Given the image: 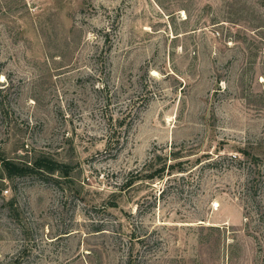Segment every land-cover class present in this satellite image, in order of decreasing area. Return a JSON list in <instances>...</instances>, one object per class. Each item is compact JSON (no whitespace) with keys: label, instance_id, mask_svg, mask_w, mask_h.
<instances>
[{"label":"rangeland","instance_id":"1","mask_svg":"<svg viewBox=\"0 0 264 264\" xmlns=\"http://www.w3.org/2000/svg\"><path fill=\"white\" fill-rule=\"evenodd\" d=\"M0 148L72 167H0V264H264V0H0Z\"/></svg>","mask_w":264,"mask_h":264},{"label":"trees","instance_id":"2","mask_svg":"<svg viewBox=\"0 0 264 264\" xmlns=\"http://www.w3.org/2000/svg\"><path fill=\"white\" fill-rule=\"evenodd\" d=\"M243 152L252 159L251 165L256 166L259 157L245 150ZM179 157L180 155H178L177 152H174L173 159H178ZM161 158L162 156L159 154L154 156L149 164L146 165L147 169L144 171V173L143 171L141 172L142 174L139 176V179L164 178L165 175H172L175 169L178 170L177 172H185L182 161L178 160L172 162L170 161V156H165L164 160L162 161ZM0 167L2 171V177L9 180L14 179L15 177L27 175H37L41 179H46L47 177L53 176L56 173H59L63 176H68L72 171L70 164L60 162L44 154L30 157L24 156L19 159H14L7 157L1 148ZM133 182V179L129 181L127 180V186L131 185Z\"/></svg>","mask_w":264,"mask_h":264}]
</instances>
